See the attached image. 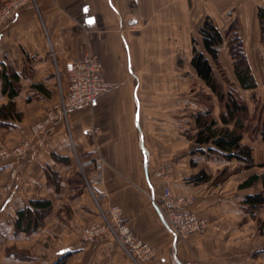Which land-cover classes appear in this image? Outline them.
<instances>
[{"label": "crops", "instance_id": "crops-1", "mask_svg": "<svg viewBox=\"0 0 264 264\" xmlns=\"http://www.w3.org/2000/svg\"><path fill=\"white\" fill-rule=\"evenodd\" d=\"M9 1L0 0V6ZM160 1L32 0L17 18L0 25V65L21 77L15 104L23 115L0 128V152L31 141L23 157H0V264H264V207L253 216L243 205L263 185L239 189L250 176L264 174L261 133L249 131L246 121L241 143L252 149L256 165L246 170L235 159L197 152L207 147L187 136L186 129L194 128L195 134V124L183 122L175 106L168 104L167 117L156 121L155 131L142 114L136 45L146 13L158 12ZM165 1L167 13L202 18L198 33L207 17L220 31L235 25L257 84L243 91L260 90L264 0ZM169 29L175 33L176 23ZM86 54L98 57L112 89L96 107L74 110L45 136L34 138L31 127L68 90L69 63ZM8 102L0 80V106ZM99 157L105 163L102 182H97ZM225 170L223 182H189L199 172L215 180ZM166 188L175 198L191 201L187 210L207 222L204 233L175 239L157 202ZM34 200L50 201L52 210L36 231L18 232V213ZM115 209L152 255L139 258L109 231L92 241L84 238L85 228L105 224Z\"/></svg>", "mask_w": 264, "mask_h": 264}, {"label": "rangeland", "instance_id": "rangeland-1", "mask_svg": "<svg viewBox=\"0 0 264 264\" xmlns=\"http://www.w3.org/2000/svg\"><path fill=\"white\" fill-rule=\"evenodd\" d=\"M164 1H160L161 6L158 12L146 13L140 29L142 33L136 45L137 55L142 65L139 70L141 111L143 116L150 117V123L153 122L149 124L152 125V130L154 126H158L157 120L167 117V107L170 106L176 107V114L183 122L184 119H192L193 123L194 114L199 111L211 110L217 119L223 109L217 97L198 78L191 67L190 60L193 57L194 46L202 50V39L197 31L202 18L197 17L196 14L167 13L166 1ZM5 4H2L0 8ZM173 22L176 23L175 33L169 29ZM221 32L224 36V44L220 48L218 63L211 61L215 78L224 88L225 94L234 92L248 107L249 131L260 132L264 127V84L259 91L253 93L244 92L241 89L234 74L229 48L236 33L238 35V29L234 25L226 31L222 29ZM189 33L192 36L189 37ZM50 108L45 111V115ZM191 131H194V128L186 129L188 137L193 136ZM97 161L101 163L100 170L97 168L98 182L103 180L102 170L105 163L100 157ZM161 197L157 200L159 205L163 203ZM119 212L122 218L120 209ZM190 213L193 214L191 211ZM133 234L136 236L134 232Z\"/></svg>", "mask_w": 264, "mask_h": 264}, {"label": "trees", "instance_id": "trees-1", "mask_svg": "<svg viewBox=\"0 0 264 264\" xmlns=\"http://www.w3.org/2000/svg\"><path fill=\"white\" fill-rule=\"evenodd\" d=\"M259 19L264 38V9L259 10ZM199 35L202 39V50L193 48V57L191 67L199 79L210 89L213 95L217 97L223 109L219 114V121L213 116L211 110H203L194 114L195 134L192 140L198 146L207 147V151L199 149L197 152L207 155H217L227 161L237 160L243 164L244 169L254 168L255 162L252 155V149L243 145V135L246 131V121L248 117V107L232 91L225 94L224 88L215 78L211 61L218 63L220 48L224 44V36L217 28L212 18L207 17L200 30ZM230 55L233 60L235 77L244 91L255 90L257 84L251 72L249 63L243 50L241 38L237 35L230 43ZM0 80L2 81V92L7 95L9 102L0 106V128L10 126L11 122H20L23 118L22 113L17 111L15 98L21 91V77L12 68L4 63L0 65ZM35 89H42L40 86H34ZM262 141L264 143V127L260 130ZM264 167V164L259 165ZM239 168L238 170H240ZM228 172L225 170L218 178H213L202 171L189 178V182L195 185L211 182L218 183L225 181ZM49 179L53 182L56 176L49 173ZM262 183L263 191L248 195L244 198L243 205L251 215H255L264 207V174L252 175L242 184L239 189H248ZM52 205L47 200H34L30 206L18 213L15 221L16 230L32 233L42 224L45 217L51 212ZM264 226V222H262Z\"/></svg>", "mask_w": 264, "mask_h": 264}, {"label": "built area", "instance_id": "built-area-1", "mask_svg": "<svg viewBox=\"0 0 264 264\" xmlns=\"http://www.w3.org/2000/svg\"><path fill=\"white\" fill-rule=\"evenodd\" d=\"M32 0H10L0 8V25L13 21L24 6ZM69 86L62 99L54 104L43 117L31 127L34 138L45 136L55 123L66 120L69 114L84 107L94 108L101 95L109 92L113 85L102 75V64L97 56L86 54L80 59L73 60L67 68ZM264 91V90H263ZM31 149V141L23 140L21 144L6 148L0 152L1 158H21ZM98 170L101 163L97 164ZM102 182V180H98ZM162 205H158L163 218V224L173 234L176 240L189 237L194 233H204L207 222L196 217L187 210L188 199L175 198L169 188L164 190L161 197ZM105 231L116 234L121 242L128 246L139 258H146L153 254L152 249L122 222L119 209L111 212V218L105 224H96L84 229V238L92 241L100 237Z\"/></svg>", "mask_w": 264, "mask_h": 264}, {"label": "water", "instance_id": "water-1", "mask_svg": "<svg viewBox=\"0 0 264 264\" xmlns=\"http://www.w3.org/2000/svg\"><path fill=\"white\" fill-rule=\"evenodd\" d=\"M161 219H162V221H163V218H162V216H161Z\"/></svg>", "mask_w": 264, "mask_h": 264}, {"label": "snow or ice", "instance_id": "snow-or-ice-1", "mask_svg": "<svg viewBox=\"0 0 264 264\" xmlns=\"http://www.w3.org/2000/svg\"><path fill=\"white\" fill-rule=\"evenodd\" d=\"M91 22V21H90Z\"/></svg>", "mask_w": 264, "mask_h": 264}]
</instances>
